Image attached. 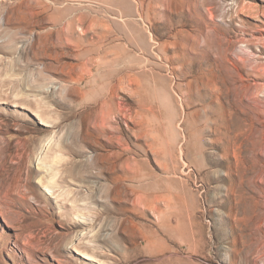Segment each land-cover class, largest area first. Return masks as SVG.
<instances>
[{
    "label": "rangeland",
    "instance_id": "1",
    "mask_svg": "<svg viewBox=\"0 0 264 264\" xmlns=\"http://www.w3.org/2000/svg\"><path fill=\"white\" fill-rule=\"evenodd\" d=\"M236 55L264 139V77L246 75L264 65V0H0V264H264V176L244 172L264 161L224 151L217 168L194 133L198 67ZM106 151L168 190L108 196Z\"/></svg>",
    "mask_w": 264,
    "mask_h": 264
},
{
    "label": "bare ground",
    "instance_id": "2",
    "mask_svg": "<svg viewBox=\"0 0 264 264\" xmlns=\"http://www.w3.org/2000/svg\"><path fill=\"white\" fill-rule=\"evenodd\" d=\"M239 7L241 9L244 8L242 5H239ZM247 64L250 65V69L249 74L245 72L246 75L261 78L264 77V65H260L258 60L255 59L251 63L247 61ZM245 66V60L238 55H236L233 60L229 61L224 60L220 56V59H216L209 68L207 75L201 74L203 68L198 67L200 70L199 75L201 76L195 78L192 84L197 88V90H199V94L196 95L197 99L206 103L202 113L198 115V125H195L194 133L199 143L204 142L208 146V148L204 151L206 159L211 163H214V166L217 168L222 167L220 164L222 161L225 163L230 160V157H223L222 159L218 160L215 158L219 157L218 153L224 151L233 152L236 159V165L238 166L240 161L237 159V156H240L242 163H244L246 160V154L248 153H251L254 157H258L264 161L262 152L264 150V139L262 137L263 133H259L257 125H255V114L261 109L257 106L256 99L253 97L252 86L250 84L243 83L246 79L244 80V78H242L241 71L244 72ZM253 86L258 87V84ZM100 114L101 113L98 111L95 115V119L97 121L96 125H98L94 135L95 137H99L100 134H103L106 131L104 128H102L103 118L100 116ZM49 123L46 119L41 120L40 122L41 125L45 126ZM184 133H186V130ZM203 135H207L212 139L203 140ZM107 141L109 145L112 144V140L109 137L107 138ZM169 142L170 141H168L167 148L165 149L167 152L164 151V154L170 161H173L174 157L171 148L172 146L169 145ZM181 152L185 153V151L182 149ZM95 162L98 164V167H101L102 170L105 169L103 166L104 163H107L106 166L108 167L110 175L109 182L112 185L108 188V196H116L120 199L126 196V194H129L132 186L124 184L125 181L140 183L141 187L146 189L144 195L142 193L138 194L137 192L139 191L133 190V194L137 197V204L139 201H146L147 198H151L152 202L156 203V201L161 197V193L168 190L167 188L161 187V176L156 174L153 170H145L144 172H140L138 170L139 160L136 158L132 159L127 157L124 153L113 152L110 154L106 151L103 155L96 154ZM245 165L246 170H244V172L246 176L248 174H252L254 178H260L264 176L263 166L260 167L255 162L250 163V165L245 163ZM166 170L167 168H164V171ZM216 174V176L212 177L208 172H206L203 175V178L206 181H210L212 178L215 182L219 179H223L224 176L220 171H216ZM229 176H231V174H229ZM243 184L241 181L239 186L241 189H249V187H245ZM148 186H150L149 189H147ZM218 188L220 187L218 186ZM231 190L232 189H228L226 192L225 196L227 199L231 198L233 195L228 193L231 192ZM149 202L150 201H147V204ZM252 209L256 210V207L254 206ZM252 211L254 216L248 223L249 226L261 224L263 220L262 216L256 213L254 210ZM121 224L123 229L126 228L124 225L125 222H121ZM133 227H135V225ZM198 236L199 235H194L192 240L193 244L200 243ZM79 254L88 261H94L90 255L84 252Z\"/></svg>",
    "mask_w": 264,
    "mask_h": 264
}]
</instances>
